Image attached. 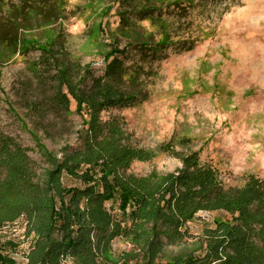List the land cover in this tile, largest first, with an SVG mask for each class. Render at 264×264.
<instances>
[{"label":"rangeland","instance_id":"374dc122","mask_svg":"<svg viewBox=\"0 0 264 264\" xmlns=\"http://www.w3.org/2000/svg\"><path fill=\"white\" fill-rule=\"evenodd\" d=\"M61 2L64 21L34 27L28 38L35 48L0 68V129L28 149L39 172L46 165L30 132L61 159L62 149L83 147L80 134L88 129L74 100L68 109L57 101L58 66L88 67L85 84L90 88L94 78L104 75L106 65L120 57L127 66L142 69L133 87L138 101L131 107L104 106L97 115L89 111L87 122L98 123L105 131L116 124L123 146L151 156L133 160L125 170L128 175L165 178L210 169L227 189L243 188L250 178L264 181V0H165L161 4L166 16L159 25H139L150 36V46L167 45L156 55L133 48L126 51L127 40L117 32L118 5L111 0ZM15 4L17 0H0V20ZM180 41L194 44L193 49L179 51L171 46ZM38 47L51 49L49 55L60 64L44 62L48 54ZM125 51L127 57L121 56ZM62 181L66 187H82L67 175ZM106 207L121 219L117 202ZM219 217L224 214L198 212L187 225L192 236L188 245ZM18 226L17 231L8 227L0 242H13L17 253H8L26 264L36 239L27 222ZM151 227L139 226V243L126 236L116 238L114 256L131 253L137 259L130 264H145ZM182 247L168 251L174 254ZM60 264L77 263L67 256Z\"/></svg>","mask_w":264,"mask_h":264},{"label":"trees","instance_id":"16d2710c","mask_svg":"<svg viewBox=\"0 0 264 264\" xmlns=\"http://www.w3.org/2000/svg\"><path fill=\"white\" fill-rule=\"evenodd\" d=\"M111 1L118 5L117 32L127 40L126 51L133 48L156 55L167 49L162 43L150 46V36L139 26L159 25L166 16L161 4L165 0ZM61 6V0H17L5 11L0 20V68L35 48L28 38L34 27L64 21ZM193 45L180 41L171 46L187 51ZM39 49L48 54L44 62L60 64L49 55L51 49ZM126 51L120 55L127 57ZM141 71L114 58L88 88V67L58 66L57 101L68 109L74 100L88 129L80 134L83 147L62 149L61 159L30 132L46 165L41 172L28 149L0 129V226L25 216L28 232L36 239L26 264H60L67 256L77 264H130L137 256L115 257L112 244L123 236L139 243L138 228L146 223L152 227L145 264H264V181L250 178L243 188L227 189L210 169L185 171L177 177H134L125 172L131 162L151 156L123 146L116 124L106 131L98 123L88 124L89 111L97 115L104 106H133L138 101L133 87ZM64 175L79 180L82 187H66ZM108 202L118 203L121 219L107 209ZM200 211L223 213L224 218L214 219L188 245L192 236L187 225ZM182 244L179 252L169 253V247ZM15 249L11 241L0 242V264H19L8 253H17Z\"/></svg>","mask_w":264,"mask_h":264},{"label":"built area","instance_id":"2783aa9c","mask_svg":"<svg viewBox=\"0 0 264 264\" xmlns=\"http://www.w3.org/2000/svg\"><path fill=\"white\" fill-rule=\"evenodd\" d=\"M19 220L20 221H17V222H15V223H12V224H6V225H2V226H0V235L1 234H3V233H6V231H7V228L8 227H13V228H15V229H13L14 231H17V229L19 228V226H18V224H19V222L21 223H26V218H25V216H21L20 218H19ZM15 226H18V227H15ZM6 230V231H5ZM63 260H65L66 258H62Z\"/></svg>","mask_w":264,"mask_h":264}]
</instances>
